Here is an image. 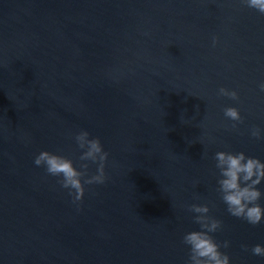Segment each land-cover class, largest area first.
<instances>
[{"label":"water","instance_id":"95a60500","mask_svg":"<svg viewBox=\"0 0 264 264\" xmlns=\"http://www.w3.org/2000/svg\"><path fill=\"white\" fill-rule=\"evenodd\" d=\"M0 264H264V0H0Z\"/></svg>","mask_w":264,"mask_h":264}]
</instances>
